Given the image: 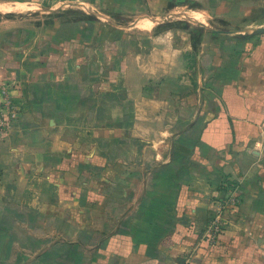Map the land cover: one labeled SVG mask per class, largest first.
I'll return each instance as SVG.
<instances>
[{
    "label": "crops",
    "instance_id": "crops-1",
    "mask_svg": "<svg viewBox=\"0 0 264 264\" xmlns=\"http://www.w3.org/2000/svg\"><path fill=\"white\" fill-rule=\"evenodd\" d=\"M4 85L0 264H264V0H0Z\"/></svg>",
    "mask_w": 264,
    "mask_h": 264
},
{
    "label": "built area",
    "instance_id": "built-area-1",
    "mask_svg": "<svg viewBox=\"0 0 264 264\" xmlns=\"http://www.w3.org/2000/svg\"><path fill=\"white\" fill-rule=\"evenodd\" d=\"M46 3L54 0H44ZM0 136L6 135L11 126L20 116V108L14 102L11 94V86L4 85L0 92ZM227 196L217 201V211L208 221L203 239L210 246L218 243L219 237L224 234L229 225V216L241 205L240 195L235 191L231 184L225 186ZM197 250L185 253L180 257V261L175 264H194Z\"/></svg>",
    "mask_w": 264,
    "mask_h": 264
},
{
    "label": "trees",
    "instance_id": "trees-1",
    "mask_svg": "<svg viewBox=\"0 0 264 264\" xmlns=\"http://www.w3.org/2000/svg\"><path fill=\"white\" fill-rule=\"evenodd\" d=\"M172 26H174L175 28H181L185 31H188L191 34L192 38L194 39V43H198L202 39L203 36L202 29L190 28V26L187 23H182V22L173 24Z\"/></svg>",
    "mask_w": 264,
    "mask_h": 264
},
{
    "label": "rangeland",
    "instance_id": "rangeland-1",
    "mask_svg": "<svg viewBox=\"0 0 264 264\" xmlns=\"http://www.w3.org/2000/svg\"><path fill=\"white\" fill-rule=\"evenodd\" d=\"M191 15L193 17L198 18V20L191 22L190 25L194 26L195 28H199V29L205 28L204 26L201 25V21L204 19V17L200 16L199 14H191Z\"/></svg>",
    "mask_w": 264,
    "mask_h": 264
}]
</instances>
